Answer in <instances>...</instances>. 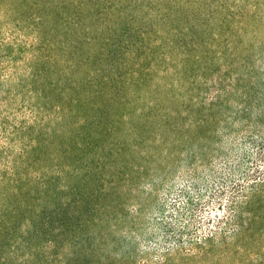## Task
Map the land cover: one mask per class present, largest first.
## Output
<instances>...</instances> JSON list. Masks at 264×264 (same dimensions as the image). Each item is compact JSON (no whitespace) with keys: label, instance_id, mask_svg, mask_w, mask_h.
<instances>
[{"label":"trees","instance_id":"1","mask_svg":"<svg viewBox=\"0 0 264 264\" xmlns=\"http://www.w3.org/2000/svg\"><path fill=\"white\" fill-rule=\"evenodd\" d=\"M108 1L78 2V21L84 14L83 20L96 27L109 25L126 4L140 3L118 0L110 6ZM155 2L157 8L131 18L137 37L134 64L139 65L130 74L133 93L118 97L97 92L100 96L94 98L90 84L76 79L58 92L56 120L51 118L47 131L44 124L34 135L38 171L19 173L21 185L3 193L4 242L25 225L21 233L34 240L24 245L40 247V230L50 224L54 238L45 242L49 248L95 251L111 223L123 221L136 233L132 245L145 243L144 248L162 257L181 253L189 258L242 231L252 196L264 190V0ZM189 16L197 22L192 41L194 34L200 41L179 51L175 48H183L182 42L170 36ZM240 26L251 29L252 40H238L240 55L221 77L216 58H233L225 45L231 36L238 37ZM151 36L171 48L169 53L158 55ZM243 36L249 37L248 32ZM82 55L81 70L93 77L94 67L87 63L93 58L85 49ZM166 60L173 72L176 64L180 67L171 82L154 76L164 72L157 61ZM202 79H210L214 89L208 102L194 100L203 91ZM179 99L188 104L179 105ZM178 146H196L216 161L206 164L209 170H148L153 153L174 158ZM56 159L60 162L53 165ZM129 199L136 201L137 217L121 213ZM60 212L43 224L35 221Z\"/></svg>","mask_w":264,"mask_h":264},{"label":"rangeland","instance_id":"2","mask_svg":"<svg viewBox=\"0 0 264 264\" xmlns=\"http://www.w3.org/2000/svg\"><path fill=\"white\" fill-rule=\"evenodd\" d=\"M82 1L84 0H0V264H264V190L257 191L252 196L248 204L250 216H243V228L237 236L226 240L223 245H216V248L206 254L192 255L189 258L181 253L162 257L160 252L156 254L144 248L145 243L137 242L138 246L132 245L130 241L136 233L128 226L126 228L123 221L111 223L110 231L100 240V249L95 251L49 248L45 242L54 238L48 232L50 224L40 230L44 241V245L40 247L29 248L24 245L34 240L31 234L21 233L24 232L25 225L9 243L3 241V193L21 185L19 173L38 171L33 154L34 135L37 130H42L44 124L46 126L43 128L47 131L51 118L56 120L57 116L53 117V111L54 106L60 105L61 97L58 92H62L65 86H71L75 79L82 84L89 83L88 87L94 98L97 97V92H115L118 97L124 96L123 93L134 92L132 87H128L134 81L130 74L134 70L132 68H138L139 65L134 64L133 52L136 48L133 44L137 37L133 32L131 18L142 17L145 8H157L155 0H140L136 6L133 3L126 4L122 13L111 16V23L102 27L83 20L84 14L80 15L81 19L78 21L77 5ZM117 1L108 2L110 6H115ZM196 17L202 18L199 15ZM195 24V18L185 17L184 24L171 34L170 38L182 42L183 48L176 46L175 49L181 51L185 46L188 48L192 43L200 41L196 34L195 41H192L191 33L196 28ZM148 25H143V28H148ZM245 28L240 26L238 37L231 36L225 45L227 48L230 46L229 52L233 58H216L217 66L223 68L220 71L221 77L230 68L232 60L240 55L241 43L238 40H252L251 29L246 28V31ZM153 29L157 30L155 26ZM246 32L249 37L243 36ZM153 43L158 44L152 38ZM137 48L144 53L141 46L139 48L137 45ZM84 49L86 56L93 58L92 62H87L94 67L93 77L81 70ZM168 49L171 48L158 44L156 51L158 55L166 54L169 53ZM157 63L158 70L161 68L164 72H156L159 73L154 74L156 80L171 82L174 72L178 77L180 67L177 64L176 71L173 72L170 67L172 62L166 60ZM210 79L200 81L203 91H198L199 96L194 98L195 101L208 102L214 96ZM103 85L109 87L102 89ZM150 87L154 88L156 84ZM51 90H54L53 95ZM178 101L179 105L188 104L181 99ZM176 153L174 158L169 157V153H153L150 160L153 165H147L148 170H209L206 164L216 161V158L212 161L207 152L196 146H178ZM59 162L56 159L52 164L58 165ZM141 193L145 196V186ZM134 202L136 201L126 200L121 213L127 217H137ZM60 215L61 212L59 215L54 213L51 218L41 215L35 221L40 220V224H43ZM9 217L11 216H7ZM111 240L114 241L113 245L110 244Z\"/></svg>","mask_w":264,"mask_h":264}]
</instances>
